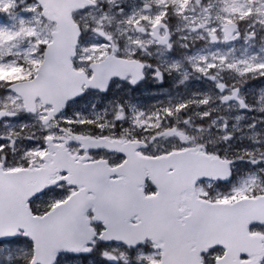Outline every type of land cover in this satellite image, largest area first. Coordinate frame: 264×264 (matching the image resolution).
<instances>
[{
	"label": "snow or ice",
	"instance_id": "obj_1",
	"mask_svg": "<svg viewBox=\"0 0 264 264\" xmlns=\"http://www.w3.org/2000/svg\"><path fill=\"white\" fill-rule=\"evenodd\" d=\"M0 264H264V0H0Z\"/></svg>",
	"mask_w": 264,
	"mask_h": 264
},
{
	"label": "flooded vegetation",
	"instance_id": "obj_2",
	"mask_svg": "<svg viewBox=\"0 0 264 264\" xmlns=\"http://www.w3.org/2000/svg\"><path fill=\"white\" fill-rule=\"evenodd\" d=\"M146 102H147V100H146Z\"/></svg>",
	"mask_w": 264,
	"mask_h": 264
}]
</instances>
